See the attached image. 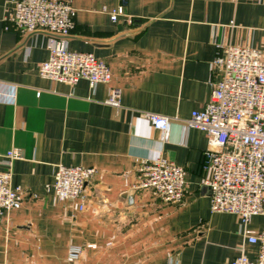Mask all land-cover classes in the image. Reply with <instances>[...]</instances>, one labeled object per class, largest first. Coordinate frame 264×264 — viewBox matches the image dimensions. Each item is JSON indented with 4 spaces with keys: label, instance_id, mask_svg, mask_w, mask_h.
<instances>
[{
    "label": "crops",
    "instance_id": "crops-1",
    "mask_svg": "<svg viewBox=\"0 0 264 264\" xmlns=\"http://www.w3.org/2000/svg\"><path fill=\"white\" fill-rule=\"evenodd\" d=\"M16 1L0 0V171L6 152L18 149L10 185L35 198L1 217L0 264H230L240 254L253 260L258 246L241 235L237 217L210 212L201 184L207 138L185 122L210 100V64L220 47L264 55V0H126L115 23L108 13L119 0H70L69 49L91 53L111 70L110 84L94 89L85 80L70 86L38 76L52 36L17 32ZM113 86L119 108L105 103ZM144 113L172 119L167 138ZM157 156L185 170L180 205L132 187L139 164ZM58 165L96 170L84 187L83 211L55 198ZM247 229L264 232V214L251 217ZM72 245L81 255L67 263Z\"/></svg>",
    "mask_w": 264,
    "mask_h": 264
},
{
    "label": "built area",
    "instance_id": "built-area-1",
    "mask_svg": "<svg viewBox=\"0 0 264 264\" xmlns=\"http://www.w3.org/2000/svg\"><path fill=\"white\" fill-rule=\"evenodd\" d=\"M119 2L108 13L113 23L124 15L126 0ZM74 17L70 0H18L11 22L17 32H45L52 36L48 58L37 68L40 78L70 86L85 80L91 89L98 84H110L112 75L107 63L91 53L69 49L67 39ZM210 71V100L202 109L192 111L185 122L186 127L203 132L207 138L201 184L209 191L210 212L235 215L241 235L258 246L253 260L240 254L230 264H264V232L254 234L247 229L251 217L264 214V55L259 49L226 45L220 47ZM214 75L219 79L214 80ZM9 88L8 102L13 103L15 87ZM120 93L118 87H110L105 103L119 108ZM143 117L154 130L168 137L171 118L154 113H144ZM21 157L18 149L4 155L5 168L0 171V219L19 209L24 200L35 198L10 185L13 163ZM137 172L134 189L152 191L166 204L183 202L186 173L182 167L157 156L142 161ZM95 177L94 168L58 165L52 183L55 198L83 211L85 184ZM80 255L81 247L72 245L66 262L74 263Z\"/></svg>",
    "mask_w": 264,
    "mask_h": 264
}]
</instances>
